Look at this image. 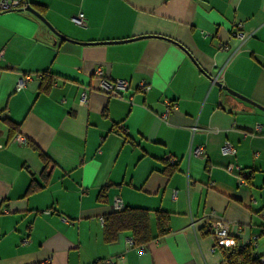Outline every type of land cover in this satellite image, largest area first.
<instances>
[{
    "label": "crops",
    "instance_id": "0c3cea01",
    "mask_svg": "<svg viewBox=\"0 0 264 264\" xmlns=\"http://www.w3.org/2000/svg\"><path fill=\"white\" fill-rule=\"evenodd\" d=\"M27 2L61 36L28 9L0 10V264H226L243 246L261 254L264 110L223 86L264 107V0ZM79 12L83 27L71 19ZM238 24L251 34L231 53ZM98 66L129 88L98 89ZM3 118L19 124L11 138ZM225 141L233 153L221 152ZM115 197L149 211L153 239L104 240ZM156 213L168 219L160 237ZM216 219L238 246L215 245Z\"/></svg>",
    "mask_w": 264,
    "mask_h": 264
},
{
    "label": "trees",
    "instance_id": "16d2710c",
    "mask_svg": "<svg viewBox=\"0 0 264 264\" xmlns=\"http://www.w3.org/2000/svg\"><path fill=\"white\" fill-rule=\"evenodd\" d=\"M40 12L39 7H34ZM41 13V12H40ZM42 78L45 79V73H42ZM50 82V80L48 81ZM46 83L44 88L49 86ZM1 112V110H0ZM6 124L8 129V138H11L19 132V124L12 121L9 118H3L2 120ZM43 161L48 162L47 157L42 152L39 153ZM149 211L140 207H123L121 209H114L110 213L106 214L103 218V238L106 242H113L116 240L118 234L123 231H128L132 237V241L136 246H142L149 242L154 237L151 234L149 223ZM156 237H160L167 232L168 219L164 213H156ZM92 264H110L104 261H95ZM226 264H260L258 259L252 258L250 249L243 246L236 251L232 252L229 257L226 258Z\"/></svg>",
    "mask_w": 264,
    "mask_h": 264
},
{
    "label": "built area",
    "instance_id": "2783aa9c",
    "mask_svg": "<svg viewBox=\"0 0 264 264\" xmlns=\"http://www.w3.org/2000/svg\"><path fill=\"white\" fill-rule=\"evenodd\" d=\"M29 5L27 0H0V10H11V9H26V6ZM74 23H76L78 26H85L86 25V18L82 12H79L78 14L72 16L71 18ZM239 30H236L234 32L235 37L238 39L239 44L231 51L233 53L243 41L250 36L251 33L244 32L241 30V24H238ZM227 48V46H225ZM231 57V55H230ZM2 58V51H0V59ZM222 67L218 70V73L214 77V80L218 79L219 73L221 72ZM94 75L97 77V87L101 91L107 93V94H122L124 91H126L129 88V82L125 79L115 78V79H109L104 75V67L98 66L95 71ZM31 76L26 75L23 77V79H19L18 82L15 84V89H20L25 84V79H29ZM140 88L143 90H147L150 86L149 84L140 83ZM84 95L82 97V100L84 101ZM169 110V105L166 109V112ZM17 138L23 140V137L17 135ZM221 152L223 154H231L234 152L232 145L225 141L223 145L221 146ZM192 153L199 157H204V150L202 147H196L192 150ZM238 168V167H237ZM240 170V168H238ZM245 176L243 174H238L237 179L239 184H245ZM123 207L122 200L120 197H115L113 201V208L114 209H121ZM210 230L212 231V234L215 239V245L219 247H227V246H238V243L236 242L234 236L230 233L227 222L221 219H216L211 223ZM129 244H133L132 240H129ZM256 257L260 264H264V249L261 254H256ZM106 263L114 264L113 261H106Z\"/></svg>",
    "mask_w": 264,
    "mask_h": 264
},
{
    "label": "water",
    "instance_id": "95a60500",
    "mask_svg": "<svg viewBox=\"0 0 264 264\" xmlns=\"http://www.w3.org/2000/svg\"><path fill=\"white\" fill-rule=\"evenodd\" d=\"M26 9H28L29 11H31L32 13H34L35 15H37L42 21H44L54 32H56L54 29H53V27L46 21V19L44 18V16L40 13V12H38L36 9H34L32 6H30V5H27L26 6ZM57 33V32H56ZM58 35H60L59 33H57ZM61 36V35H60ZM102 42H110V41H102ZM224 87V89L225 90H227L229 93H231V94H233V95H235V96H237V97H239V98H241V99H244V100H246V101H249V102H251L252 104H254V105H256V106H258V107H260L261 109H263L264 110V107H262V106H260V105H258V104H256V103H254V102H252V101H250L249 99H247L246 97H244L243 95H240V94H238L237 92H235V91H233V90H231L230 88H228L227 86H223Z\"/></svg>",
    "mask_w": 264,
    "mask_h": 264
},
{
    "label": "rangeland",
    "instance_id": "374dc122",
    "mask_svg": "<svg viewBox=\"0 0 264 264\" xmlns=\"http://www.w3.org/2000/svg\"><path fill=\"white\" fill-rule=\"evenodd\" d=\"M260 223L262 226H264V219H260Z\"/></svg>",
    "mask_w": 264,
    "mask_h": 264
}]
</instances>
